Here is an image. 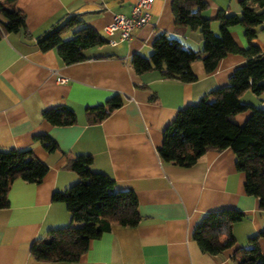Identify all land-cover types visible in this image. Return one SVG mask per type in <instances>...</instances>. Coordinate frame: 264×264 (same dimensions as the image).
<instances>
[{
    "label": "crops",
    "instance_id": "crops-1",
    "mask_svg": "<svg viewBox=\"0 0 264 264\" xmlns=\"http://www.w3.org/2000/svg\"><path fill=\"white\" fill-rule=\"evenodd\" d=\"M205 1L202 15L210 19L215 33H219L218 12H241L242 0ZM135 2L16 0L26 31L0 38V149H30L47 165V172L38 183L17 178L10 184L8 205L0 208V264H235V251L264 228V210L258 208L257 198L244 192L245 175L236 169L230 148L208 149L189 167L163 162L157 153L162 130L177 111L226 85L233 70L244 63L243 55L228 53L209 73L201 60H194L191 69L197 79L190 83L165 78L155 70L135 73L130 58L148 56L159 33L195 51L201 49L197 29L175 26L172 0H153L147 9L148 22L134 29L129 39L87 49V59L81 62L64 64L55 50L41 51L36 44L37 37L69 17L106 39L102 28L115 14L128 15ZM229 32L240 48L247 46L239 25ZM255 43L264 51V30L258 31ZM58 77L67 81L58 83ZM115 94L123 96V104L100 122L89 123L86 108ZM239 99L264 107V94L246 90ZM58 106L71 109L75 123L54 126L42 118L43 110ZM249 113L234 119L242 125ZM38 135L49 136L57 148L46 151L34 139ZM78 155H90V169L111 177L115 189L134 192L140 220L132 227L111 225L89 242L76 262L37 261L29 251L30 243L70 221L65 203L53 201L52 195L79 179L65 167ZM224 208L244 214L232 226L235 244L217 255L203 253L192 238L193 229L204 214ZM259 246L264 255V239Z\"/></svg>",
    "mask_w": 264,
    "mask_h": 264
},
{
    "label": "trees",
    "instance_id": "trees-1",
    "mask_svg": "<svg viewBox=\"0 0 264 264\" xmlns=\"http://www.w3.org/2000/svg\"><path fill=\"white\" fill-rule=\"evenodd\" d=\"M16 0H0V38L8 32L26 31L24 14L15 7ZM239 15L218 12L219 33L212 31L210 19L202 15L205 0H172V14L176 27L197 29L202 36L201 49L185 47L175 38L157 34L148 56L134 54L129 61L137 74L158 71L165 78L183 83L197 79L191 63L201 60L205 72L215 69L228 53H239L245 61L229 76L228 83L210 92L196 104L177 111L162 130V144L157 153L163 162L181 167L192 166L208 149L220 151L230 148L235 155V167L245 175L244 192L257 198L258 208L264 210V107L240 101L246 90L264 94V51L255 43L259 30H264V0H242ZM239 25L247 42L240 48L230 35L229 28ZM70 32V37L63 36ZM106 43L94 29L76 17H69L54 25L36 39L41 51L55 50L64 64L87 59L85 51ZM119 94L105 103L88 106L89 123H97L123 104ZM250 111L239 125L234 116ZM42 118L54 126L75 123V113L65 107L43 110ZM48 152L57 145L47 135L34 137ZM90 155H78L66 163L79 179L63 192H54L53 201L65 203L70 215L67 225L50 229L45 237L30 243L33 258L41 262H76L87 251L89 242L109 231L111 225L136 226L140 220L137 198L132 190L115 189L114 181L104 173L90 169ZM47 172V165L38 160L30 149H0V208L7 207V192L13 180L19 178L38 183ZM244 214L235 208H224L202 216L192 232L198 248L211 255L235 244L232 226ZM264 228L248 238L247 246L235 251V264H264L259 240Z\"/></svg>",
    "mask_w": 264,
    "mask_h": 264
},
{
    "label": "built area",
    "instance_id": "built-area-1",
    "mask_svg": "<svg viewBox=\"0 0 264 264\" xmlns=\"http://www.w3.org/2000/svg\"><path fill=\"white\" fill-rule=\"evenodd\" d=\"M152 2L153 0H136L128 15L115 14L112 20L102 28L106 36V43L110 46H116L120 42L129 39L134 29L145 25L149 19L147 9ZM56 81L65 83L67 79L58 77Z\"/></svg>",
    "mask_w": 264,
    "mask_h": 264
},
{
    "label": "rangeland",
    "instance_id": "rangeland-1",
    "mask_svg": "<svg viewBox=\"0 0 264 264\" xmlns=\"http://www.w3.org/2000/svg\"><path fill=\"white\" fill-rule=\"evenodd\" d=\"M70 37V34H67L65 36H63V39H66V38H69Z\"/></svg>",
    "mask_w": 264,
    "mask_h": 264
}]
</instances>
